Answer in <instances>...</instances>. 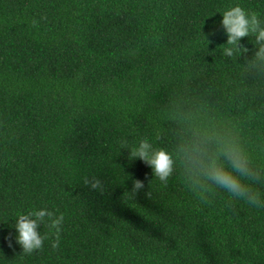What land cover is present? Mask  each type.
I'll list each match as a JSON object with an SVG mask.
<instances>
[{
	"label": "trees",
	"instance_id": "16d2710c",
	"mask_svg": "<svg viewBox=\"0 0 264 264\" xmlns=\"http://www.w3.org/2000/svg\"><path fill=\"white\" fill-rule=\"evenodd\" d=\"M234 5L264 22V0H0V264H264V208L201 201L121 148L171 151L195 112L235 124L264 163L255 38L221 49ZM42 208L64 215L59 248L41 225L44 247L23 254L15 221Z\"/></svg>",
	"mask_w": 264,
	"mask_h": 264
},
{
	"label": "clouds",
	"instance_id": "9594fccd",
	"mask_svg": "<svg viewBox=\"0 0 264 264\" xmlns=\"http://www.w3.org/2000/svg\"><path fill=\"white\" fill-rule=\"evenodd\" d=\"M222 16L221 23L227 34V44L221 47L223 55L240 57L247 54L249 49L241 44V40L254 37L256 50L247 66L264 68V22L260 14L234 5L223 11ZM38 24L39 21H32L33 27ZM205 39L209 44L207 37ZM121 148L129 151L130 160L139 159L152 168L155 178L164 184L179 171L188 189L201 201L207 202L220 189L232 200L243 201L253 208H264V193L256 187L264 184V163L256 162L253 154L257 149L246 142L235 124L191 112L183 118L171 151L154 147L146 138L131 148L126 141H121ZM258 151L264 154V146ZM83 183L93 190L103 191V183L96 176L84 177ZM143 187V181H134V192ZM64 219L62 213L57 216L47 208L18 214L14 227L18 233L16 242L22 247L23 254L30 255L44 247L48 237L41 235V225L55 230L51 247L58 249Z\"/></svg>",
	"mask_w": 264,
	"mask_h": 264
}]
</instances>
